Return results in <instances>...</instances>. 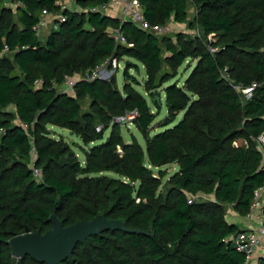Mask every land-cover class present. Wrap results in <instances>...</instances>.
<instances>
[{"label":"trees","instance_id":"1","mask_svg":"<svg viewBox=\"0 0 264 264\" xmlns=\"http://www.w3.org/2000/svg\"><path fill=\"white\" fill-rule=\"evenodd\" d=\"M61 1L0 0V52L9 49L0 56V264H44L14 258L9 242L45 234L54 213L64 227L105 215L138 231L92 237L63 264H254L236 251L232 237L245 230L227 216L232 207L247 217L264 186V0H138L151 27L182 24L195 9L200 36L176 42L91 11L110 0H76L80 12ZM46 11L63 20L41 40ZM124 58L136 62H126L121 88L97 76ZM139 63L143 83L130 71ZM163 97L169 114L157 125ZM134 112L145 149L122 135ZM51 126L84 142V163ZM169 164L178 171L163 183Z\"/></svg>","mask_w":264,"mask_h":264},{"label":"rangeland","instance_id":"2","mask_svg":"<svg viewBox=\"0 0 264 264\" xmlns=\"http://www.w3.org/2000/svg\"><path fill=\"white\" fill-rule=\"evenodd\" d=\"M59 5L67 8V9H70L72 11L80 12V10H81V7H79L76 4V0H62L59 3ZM5 6L12 8L13 11H16V9H17L16 5L9 4L8 2H6ZM189 7L190 8H189V18H188L189 20L188 21L182 22V24H180V23H176L174 20H172V21L168 22L167 25L163 28L162 32L157 33V35L160 36L162 39H164L166 37L173 38V41H175V42L177 41L178 35H184L186 37L200 36L201 32H199V30L196 28H191V25L189 23V21L190 22L193 21L194 16H195V9H193L191 7V5ZM122 10H123V7L114 6L110 9V13L111 12L114 13L113 11H116V13L120 14L121 17L124 19V14H123ZM52 16H55V15H52ZM52 16H47L48 18L47 17L44 18V21L45 20H48V21L52 20L53 19ZM42 27H43V29L41 30L42 33L39 36V38H41V40H45L46 37L51 33L52 26L49 25V27H48V25H46V26H42ZM208 40L215 42V37L213 35L208 36ZM166 52L167 51L165 50L164 51L165 55L167 54ZM211 52L216 53V51L213 49H211ZM127 61H129L131 63L136 62L134 59H129V58H124L121 61L116 60L115 63H113V66L111 68L107 67V66L100 68L98 70V77H100L103 80L115 78V79H117V83H118L119 87L121 88V86L123 84V73H124L123 71L126 68L125 64ZM189 63L187 61L183 65V67L179 69L180 71H179V75H178L177 79H180L181 82H183L191 73L190 68L192 69V67L186 68V67H188ZM191 63H192V66H194L196 64V62H191ZM138 66H139V73L137 71H135L134 69H132L130 71H131V74L134 75L139 80V82L143 83L145 81V79L147 78L146 72L144 71L143 66L140 63ZM137 88L140 90V92L144 96L148 97V94L144 91V88H142V87H137ZM242 93H243V90H242ZM243 96L245 97V99H249V97L251 96V93L249 91H247V93H243ZM163 101H164V97L162 98V104H163ZM149 102L151 103V100ZM89 104H90L89 100H86L82 103V106L84 107L85 110H88ZM168 114H169L168 110L165 107V104H163V107L160 110L159 115L156 119L157 125L159 123H161L160 121H164L168 117ZM119 119H121V118H119ZM181 119H182V115H180L178 117V121L180 122ZM132 120H133L132 117H128L126 119L127 123H125V125L122 126V135L124 137V140L131 142V141H133L132 138L135 137L139 141V143L143 146V148L145 149L146 148L145 139H143V137L140 134V132L138 131V129L131 122ZM50 129H51V131H55L54 135H57L58 137H62L65 141H67L72 146L73 150L76 152L77 156L80 158L82 163H84L85 158H84V155H83V152L81 149V148H84V146H85L84 142H82L77 136L73 135L71 133V131L68 129L65 130V129H60V128L53 127V126H51ZM159 131H161V130H159ZM108 135H109V132L106 134L105 139L108 137ZM239 143H241V142H239ZM261 145H262V141L260 140L259 147H260L261 153H263V148ZM161 170L167 172V177L163 180V183H165L170 178V176L174 175L178 171V165L169 164V166L162 167ZM107 174H109L111 177H116L115 174H112V173H107ZM229 209L231 211L233 210L232 207H229Z\"/></svg>","mask_w":264,"mask_h":264},{"label":"water","instance_id":"3","mask_svg":"<svg viewBox=\"0 0 264 264\" xmlns=\"http://www.w3.org/2000/svg\"><path fill=\"white\" fill-rule=\"evenodd\" d=\"M51 224L52 229L45 234L26 233L13 237L9 242L13 257H29L44 264H63L68 260L74 262V251L92 237L102 236L107 232H138L130 231L122 220L108 219L105 215L64 227L54 213Z\"/></svg>","mask_w":264,"mask_h":264},{"label":"built area","instance_id":"4","mask_svg":"<svg viewBox=\"0 0 264 264\" xmlns=\"http://www.w3.org/2000/svg\"><path fill=\"white\" fill-rule=\"evenodd\" d=\"M114 6H121L123 7V14L125 21H133L137 25H139L143 30L146 32H153L157 35V33L162 32L164 27H151L147 22L143 19V9L141 8V3H139L138 0H110L107 4H104L102 6H99L95 9H92L91 11L94 13L100 12L104 15L109 16V11ZM50 13L49 12H43L39 25L36 27L37 35H41V30L43 29L42 26L51 25L52 29L58 30L59 29V22L58 20H63V17L57 16L53 18L52 20H45ZM114 38H116L119 42L126 45L127 41L125 37L121 36L119 31H115ZM9 52V49L6 47L4 52H0V56H2L4 53ZM116 61V60H115ZM115 61L113 63H115ZM96 75V74H95ZM98 76V74H97ZM96 76V77H97ZM94 78V77H93ZM73 82L69 83V90L73 92ZM256 85H254L250 89H244L243 93H247L249 91L252 96V92L255 89ZM250 96V97H251ZM249 97V98H250ZM136 112L132 114L129 117L134 118ZM125 118L117 119L118 121H123ZM260 140L262 141V148L264 153V135L260 137ZM261 144V143H260ZM264 155V154H263ZM262 169L264 170V160L262 163ZM36 174L38 175V172L36 171ZM264 191V186L256 191L255 198L253 201V205L251 207V210L249 214L247 215L248 220L252 221H258L260 224L259 228L256 230H245L244 232H240L236 236L232 237L234 242V247L238 253H242L246 256L248 262H255L256 252L257 250L262 246L264 242V200L262 198V192ZM255 264V263H254Z\"/></svg>","mask_w":264,"mask_h":264},{"label":"crops","instance_id":"5","mask_svg":"<svg viewBox=\"0 0 264 264\" xmlns=\"http://www.w3.org/2000/svg\"><path fill=\"white\" fill-rule=\"evenodd\" d=\"M113 12L114 13H112V12L110 13V11H109L110 17H112V18L115 17V18L122 20V17L120 14L116 13V11H113ZM122 12H123V10H122ZM52 15H55V14L50 13L48 16H52ZM55 17H56V15L52 16V18H55ZM262 198L264 200V191L262 192ZM227 220H228V222L236 224L238 227H240L243 230H256L260 226L258 221L255 222L252 220H248L246 217H242V216L238 215L237 213H235L233 210L231 211L230 209L228 210ZM255 255H256V257H255L254 263L257 264L259 259L264 258V242H263L262 246L257 250Z\"/></svg>","mask_w":264,"mask_h":264}]
</instances>
